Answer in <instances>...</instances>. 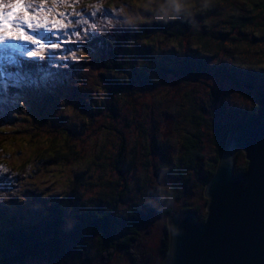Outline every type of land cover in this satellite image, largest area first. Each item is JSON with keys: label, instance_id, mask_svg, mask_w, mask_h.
I'll list each match as a JSON object with an SVG mask.
<instances>
[{"label": "rangeland", "instance_id": "obj_1", "mask_svg": "<svg viewBox=\"0 0 264 264\" xmlns=\"http://www.w3.org/2000/svg\"><path fill=\"white\" fill-rule=\"evenodd\" d=\"M36 2L38 4V0ZM172 2L175 0H68L67 4L59 3L58 9L53 8L54 12L68 13L71 26L65 31L75 33L73 27H79L77 24L81 29L77 35L64 37L68 42L62 50L46 49L40 56L48 55L49 59L53 55L59 56V59L51 63L57 65L60 61L59 66L72 63L74 67L76 63V69L81 68L76 62L78 60L84 64H92L93 61L99 64V46L92 42L99 36L113 35L111 40L115 43L123 42L122 47L115 46L121 60L134 65L135 70L143 68L146 72L150 71L147 78L153 80L154 84L142 89L135 83L132 91L118 96L111 89L103 90V83L96 85L101 69L98 73L93 72L90 85L81 90L80 96L87 107L93 103L100 105L102 101L104 106L97 114L99 122L89 123L86 110H73L71 105L62 102L58 103L59 111L52 119L36 116L37 110L41 116L52 114L50 107L47 113L40 109L44 104L36 100L37 95L56 97L57 94L65 93L71 96L70 99L75 97L72 91H67L65 82L71 81L72 74L57 76L49 80L48 87L36 90L24 86L11 87L10 80L7 81L10 85L6 87L3 79L0 82V119L5 118L6 111L11 112V118L8 117L11 123H5L6 127L30 133L39 127L45 132H59L63 127L79 126L76 139L79 144L76 148L79 160L60 166L58 172L57 168L52 169L50 172L55 173L49 176L48 173L33 174V177L28 175L26 178L16 175L15 184L7 191L0 192L1 204L8 202L12 210L30 203L36 205L35 201L39 202L45 192L55 198L68 194V198L96 201L108 193L103 185L98 184L103 181L111 184L112 193L119 198L113 218H121L130 206H139L143 202L150 205L160 200L156 190L158 186H164L166 192L170 189V175L173 166L185 152V142H195L201 150L202 159L196 162L199 164L197 168L203 171L209 166L215 154L212 139L214 126L219 124L225 128L231 127L259 105L258 97L264 89V31L249 29L241 34L229 29L227 13L231 5L228 2L220 4L218 9L223 10L221 15L194 17L195 9H188L190 15L181 10L175 19L170 18L169 8L160 6ZM52 3L53 0H47L45 7L52 8ZM198 3L208 2L199 0ZM235 3L239 13L243 4L240 1ZM92 5L101 6V10L97 12ZM84 20L88 24H84ZM180 28L181 31H178ZM196 28L205 29L206 33L214 35L211 38L204 37L203 41L208 43L206 49L197 39ZM128 43L138 45L139 48L131 49ZM22 45L19 47L22 48ZM149 48L155 52L149 53ZM2 56L0 52V63ZM184 58L192 65L196 62L200 69H219L216 83L208 80L203 72L196 76L179 72L183 69L181 60ZM102 60L104 68L106 62ZM171 65H174L173 73L155 74L158 69ZM84 67H88V64ZM18 72L21 75L25 73L23 70ZM22 99L24 107L19 106ZM112 105L119 109L104 110ZM57 118H62L64 122L58 124ZM103 123L107 124L109 130L100 127ZM8 131L11 129H7V133H0V138L11 136ZM25 154L20 145L12 146L0 152V160L20 164ZM91 161L96 163L91 164ZM237 161L242 167L247 163L243 152L238 153ZM89 163L90 169H86ZM98 163H104L105 168ZM185 176L190 180V188L182 190V197L176 202V207H181L185 202L191 207L200 206L205 216L204 191L196 186L197 174L187 170ZM165 177L169 178L168 183L163 182ZM34 195L38 196L36 200H33ZM162 231L161 221L154 220L142 227L141 235L131 249V253L137 254V264L164 263L160 252ZM86 239L89 241L85 245L84 255H78L72 249L60 260V264H131L129 254L125 251L118 250L108 259L98 254V240L91 237ZM24 264L54 263L37 259L28 260Z\"/></svg>", "mask_w": 264, "mask_h": 264}, {"label": "trees", "instance_id": "obj_2", "mask_svg": "<svg viewBox=\"0 0 264 264\" xmlns=\"http://www.w3.org/2000/svg\"><path fill=\"white\" fill-rule=\"evenodd\" d=\"M199 1V0H198ZM207 1V7L201 10H195L193 16H202L208 18L210 15H221L223 10L220 11V4L225 2L230 3V12L227 13L229 17L230 26L229 29H234V32L244 34L249 29H256L257 32L264 31V0H202ZM240 1L243 4V8H239L235 2ZM224 2V3H223ZM232 2V4H231ZM198 30L200 32H198ZM181 31V28L178 30ZM169 35L170 32L166 31ZM197 39L200 44L206 49L208 43L204 40V37H213L206 33L205 29H197ZM113 36V35H112ZM106 35L95 38V45L99 46L98 51L100 52V63L97 61L90 63H82L81 60L76 61L78 65L88 64V67L82 69H76L71 63L69 67H51L47 58L43 60L35 59V63L42 65L45 69L52 73L64 72V74H72L73 78L69 82L66 80L67 91L74 90V96L72 97V103L75 107H71L73 110L81 109L86 110V120L91 122H99L98 112L100 113L104 106V101L98 105L93 103L90 107H87L85 101L80 96L82 89L90 85V79L93 76V72L100 75L97 76V84L103 83L104 79L114 81L117 85L116 88L111 91L116 92L118 96H121L124 92L132 91L133 85L139 84L140 88L146 89L148 86H152L154 81L148 79L150 71L144 70L143 68L135 70L134 65H129V62H123L118 54V47L123 46L122 41L111 40V37ZM129 48L135 50L139 48L138 45L127 44ZM32 47V46H31ZM27 47V48H31ZM111 48L108 51V48ZM130 49V50H131ZM151 54L155 52L153 48H149ZM140 51V49H139ZM126 56V54H125ZM106 62L103 68V60ZM111 62H109V60ZM26 66L33 64L31 60H24ZM192 61V60H191ZM93 64H95L93 66ZM125 64L126 66H124ZM183 69L179 72H185L191 76H196L202 71L198 64L195 62L194 65L190 63L186 58L181 60ZM10 72H16L19 69L15 66L8 67ZM170 69L169 72L173 73L174 65L164 67ZM180 68V67H179ZM130 70V71H128ZM77 72V73H76ZM103 72V73H102ZM130 72V73H129ZM94 73V74H95ZM53 81V80H52ZM94 85V84H93ZM94 85V86H96ZM251 86V85H250ZM103 87V86H102ZM103 90H106L103 87ZM258 97L259 105L256 110L252 111L251 114L243 115L242 118L238 119L233 123L231 127H223L219 124L214 126V150L212 162L209 166L200 171L196 164L197 161L202 159L201 150L195 142L187 141L184 144V153L180 158L179 162L173 166L171 178V187L165 193L164 198L154 202L150 205H146L144 202L139 206H130L125 214L121 218H113V213L116 210V202L118 197L112 193V186L110 183L99 181L98 184L103 185V189L107 190L108 193L100 199L85 201L81 198L73 199L68 198L66 194L64 197H57L44 193V197L36 202L26 204L24 207L19 206V209L12 210L10 204L0 202V264H24L28 260H48L50 263L60 264V260L63 259L68 252L75 249L78 255H84L86 246L88 244L87 237L95 238L98 240V254L105 256L110 259L113 254L122 250L128 253V259L131 264H137V254L131 253L135 242L141 235V229L146 224L152 222L161 221L163 224V235L161 236V255L163 261L166 259L169 252L170 246V231L169 226L164 218H169L176 213H194L198 216L201 223L204 222L206 215L202 214L200 206L191 207L185 202L181 207H176V202L182 197V190H189L190 180L186 178L185 173L187 170H193L197 174L196 186L205 190L208 182L214 176L216 169L219 164L220 156L224 150L225 144L231 133L235 130L244 127H257L260 125L264 118V89ZM121 94V95H120ZM106 107V106H105ZM119 109L112 105L110 108L104 110ZM40 109H43L45 113L49 112V107L42 105ZM10 112L6 111L5 118H11ZM96 113V114H95ZM82 121V120H81ZM81 122L79 120L78 125ZM106 123H103L100 127L107 128ZM1 127V126H0ZM11 129L8 133L11 136L0 138V152L5 150L4 145L7 148L12 146L20 145L24 148L26 154L20 164L14 161H2L0 160V168L7 169L11 173L12 177L21 175L22 178H26L28 175L33 177V174L48 173V176L52 169L57 168L58 172L62 165L69 161H77L78 153L76 148L78 144V132L79 126L75 128L63 127L55 132L53 130H45L36 128L33 132L25 133L19 129ZM107 130H109L107 128ZM0 133H7V131H0ZM238 154L236 155V166L235 171L237 174L246 171L247 163L242 167L237 161ZM96 162L91 161V164ZM103 168L105 164L101 163ZM90 163L87 164L86 169H90ZM59 167V168H58ZM116 167V165H115ZM119 172V170H117ZM31 173V174H29ZM53 176H56L54 174ZM97 185V183H95ZM75 191V189H74ZM77 192V190L75 191ZM34 199L38 196L34 195ZM204 196V193H203ZM62 198V199H61ZM206 202V208L208 200L203 197ZM32 200V199H31ZM145 207L151 208L153 211L151 215L145 216L143 209ZM12 212V214H10ZM151 219H154L151 221ZM86 245V246H85Z\"/></svg>", "mask_w": 264, "mask_h": 264}, {"label": "water", "instance_id": "obj_3", "mask_svg": "<svg viewBox=\"0 0 264 264\" xmlns=\"http://www.w3.org/2000/svg\"><path fill=\"white\" fill-rule=\"evenodd\" d=\"M243 152L246 171H235ZM204 196L203 223L179 212L167 221L169 252L163 264H264V118L231 133Z\"/></svg>", "mask_w": 264, "mask_h": 264}, {"label": "snow or ice", "instance_id": "obj_4", "mask_svg": "<svg viewBox=\"0 0 264 264\" xmlns=\"http://www.w3.org/2000/svg\"><path fill=\"white\" fill-rule=\"evenodd\" d=\"M46 2L47 0H38L37 4L36 0H0V52L3 53L5 61V64L0 65V78L5 81L10 80L11 87L19 88L24 86L36 90L48 87L49 80L64 74L59 72L52 73L42 65L34 62L37 57L40 60L45 59V57L40 56V53L45 52L46 49L49 51L62 50L63 45L68 42L64 37L79 33V29L75 33L65 31L71 26L68 22V13L63 11L54 12L52 9L46 8ZM60 2L67 4L68 0H60ZM53 3L55 5V0H53ZM68 6L72 5L68 4ZM92 7L97 12L101 10L99 5H92ZM71 23H77V21H71ZM84 24H88V21L84 20ZM21 44L31 45L32 47L21 48L19 47ZM20 57L33 61V64L26 66V71L23 75L20 72L13 73L8 71V66H15L18 69L25 66V61L19 59ZM59 58L56 55L51 56L49 59L50 66L72 67L71 65L57 66L51 63L52 60ZM79 67L82 68L84 65H79ZM169 71L170 69L160 68L155 74L163 75ZM201 71L208 80L216 83L219 69L204 67ZM5 86L7 87L8 85ZM103 87L105 89H114L117 85L114 81L104 79ZM70 97L65 93L62 95L57 94L56 97L37 95L36 100L42 101L45 106L50 107L52 114L41 116L39 110H37L36 116L40 119H52L59 111V102L75 107ZM19 106H25L23 99L19 102ZM10 114L11 112L8 116ZM56 122L62 124L64 121L62 118H57ZM5 123H11V121L6 118L0 119V124ZM0 131H7V129L0 127ZM4 148H7V145H4ZM15 182L16 180L7 169L0 168V192L7 191ZM163 182L168 183L169 178L165 177ZM152 211L149 207L143 209L145 216L151 215Z\"/></svg>", "mask_w": 264, "mask_h": 264}, {"label": "clouds", "instance_id": "obj_5", "mask_svg": "<svg viewBox=\"0 0 264 264\" xmlns=\"http://www.w3.org/2000/svg\"><path fill=\"white\" fill-rule=\"evenodd\" d=\"M161 7L169 8L171 11L169 13L170 18L175 19L176 14H178L181 10H184L186 14H191V12H188V9H195L197 11L201 10L204 7H207L208 5L200 4L198 3V0H175V2L169 3V4H162ZM157 193L162 200L164 198L166 189L164 186H158L156 188Z\"/></svg>", "mask_w": 264, "mask_h": 264}]
</instances>
